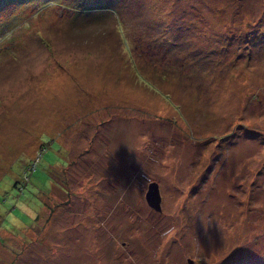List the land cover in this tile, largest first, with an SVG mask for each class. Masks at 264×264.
<instances>
[{
	"label": "rangeland",
	"instance_id": "1",
	"mask_svg": "<svg viewBox=\"0 0 264 264\" xmlns=\"http://www.w3.org/2000/svg\"><path fill=\"white\" fill-rule=\"evenodd\" d=\"M0 264H264V0H0Z\"/></svg>",
	"mask_w": 264,
	"mask_h": 264
},
{
	"label": "water",
	"instance_id": "2",
	"mask_svg": "<svg viewBox=\"0 0 264 264\" xmlns=\"http://www.w3.org/2000/svg\"><path fill=\"white\" fill-rule=\"evenodd\" d=\"M146 200L151 208L160 212L162 210V197L157 182H151L146 192Z\"/></svg>",
	"mask_w": 264,
	"mask_h": 264
}]
</instances>
